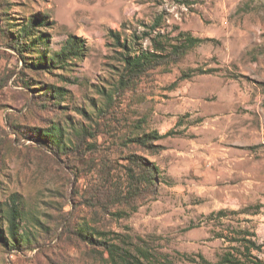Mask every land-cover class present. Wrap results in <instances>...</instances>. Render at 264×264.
Wrapping results in <instances>:
<instances>
[{
	"label": "rangeland",
	"instance_id": "1",
	"mask_svg": "<svg viewBox=\"0 0 264 264\" xmlns=\"http://www.w3.org/2000/svg\"><path fill=\"white\" fill-rule=\"evenodd\" d=\"M31 15L49 56L73 35L83 56L30 66L13 38ZM180 30L209 40L118 86V43ZM47 86L66 92L60 106L38 96ZM53 125L71 131L65 149L34 138ZM12 204L35 239L0 240V264L218 263L245 230L264 261V0H0V207Z\"/></svg>",
	"mask_w": 264,
	"mask_h": 264
},
{
	"label": "trees",
	"instance_id": "2",
	"mask_svg": "<svg viewBox=\"0 0 264 264\" xmlns=\"http://www.w3.org/2000/svg\"><path fill=\"white\" fill-rule=\"evenodd\" d=\"M42 22H46L45 18L38 15H31L26 23L21 24L17 34L13 38V46L18 50L22 57L27 56L25 55V52L32 54L30 57L33 59V62L29 63L30 66H44L48 68V71H51V69L65 68L69 59L83 56L86 50L85 44L80 37L74 35L67 40L62 49L54 52L52 56H49L47 53L48 35L44 31L37 29ZM158 24L159 21H156L155 25H153V30H156L155 27H157ZM38 31H40L41 34L37 35ZM146 35L151 41V45L148 48L128 43H118L123 48L121 51L123 68L119 73L118 80V86L121 88L133 85L142 75L146 74L151 69L161 65H169L178 62L194 47L209 40L196 37L191 32L185 30H180L173 36L161 32H158L155 35H153L152 32H149L146 33ZM47 87L48 88H42V90H46V94L41 93L38 96H41L44 104H47L46 102H51L55 106H60V102L66 98L64 97L66 92L61 88L53 86ZM78 131L80 132L79 140L84 137L86 138L87 134H89L88 130L83 127ZM65 132L71 131L65 130L60 125H53L39 130L38 132L35 131L33 136L42 144L62 150L67 147L66 139L69 141L71 140L70 137H66ZM162 136L163 135L156 131L154 133H146L140 140L143 144H147L153 140L160 139ZM127 168L130 172L132 188L135 189V187H138V184H140V181H138V175H136L135 170L132 169V167L128 166ZM142 170L146 172L141 180L145 184L143 187H152L154 185L152 170L146 167H142ZM140 189H142L141 185ZM226 212L227 211L222 209L217 213L223 215L226 214ZM32 216L33 215L29 212L25 213L15 204L0 207V240L5 243L6 246L11 245V247L15 248H22L26 245L32 246V240L35 238L30 229L27 226H24L23 233H19L22 222L27 223L33 218ZM4 222L8 224L9 238L3 227ZM241 235L242 236L237 239L239 242V246L237 247L238 253L233 254L231 251H226L221 255L218 263H212L203 258L204 264H264L261 257L252 253L254 249L261 250V246L253 239L247 237L251 235V233L245 230ZM100 242L108 244L106 241ZM113 246L114 244L109 243L108 249L111 252L114 251L112 248Z\"/></svg>",
	"mask_w": 264,
	"mask_h": 264
}]
</instances>
